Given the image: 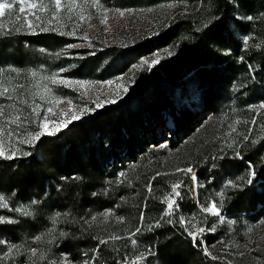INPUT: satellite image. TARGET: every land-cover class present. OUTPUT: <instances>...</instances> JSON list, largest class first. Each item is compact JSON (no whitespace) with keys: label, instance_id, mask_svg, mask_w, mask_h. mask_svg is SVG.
I'll list each match as a JSON object with an SVG mask.
<instances>
[{"label":"trees","instance_id":"1","mask_svg":"<svg viewBox=\"0 0 264 264\" xmlns=\"http://www.w3.org/2000/svg\"><path fill=\"white\" fill-rule=\"evenodd\" d=\"M136 1L158 10L153 35L74 50L86 56L72 62L67 51L81 41L79 11L62 10L57 22L52 0H32L48 5L31 10L39 21L25 19L20 4L11 18L0 17V91L8 89L0 95V144L16 153L0 157V195L8 205L0 217L14 221L0 223V264H131L140 253L142 264H264V0ZM28 21L39 26L32 31ZM157 53L158 64L138 70ZM124 74L133 82L119 104L54 136L21 142L40 130L30 105H41V118L50 106L35 95L43 86H52L54 98L75 99L66 85L44 77L103 81ZM186 168L192 172L178 171ZM177 183L178 207L164 216ZM213 202L222 204L223 222L202 211ZM106 211L114 215L101 223ZM157 221L161 226L149 230ZM137 227L133 245L128 237ZM197 228L205 230L194 240L189 232ZM113 234L121 239L110 240Z\"/></svg>","mask_w":264,"mask_h":264},{"label":"rangeland","instance_id":"2","mask_svg":"<svg viewBox=\"0 0 264 264\" xmlns=\"http://www.w3.org/2000/svg\"><path fill=\"white\" fill-rule=\"evenodd\" d=\"M130 1L132 0H127L126 3H123L121 0H110V2L108 0H99L98 5L94 6L92 0H76L77 7L73 12H71V14L77 11H79L78 14H80L81 11H83L85 19L81 20L80 31H82V35L80 43L78 44V46L73 45L72 47H68L67 52L69 58L71 59V62L77 60L79 61L81 60V58H84L86 56V54H77L76 52H74V50L89 51L102 45H121L126 43L127 41H134L153 35L156 32L158 25L156 14L158 13V10L149 9L148 5H146L145 2L139 3L135 0L136 3L131 4L129 3ZM0 2H3V0H0ZM70 2L71 0H62V4H68ZM52 3L54 4V0H52ZM17 4L20 3L18 2ZM26 4L27 0H25V7ZM62 10L68 11L67 8H62ZM120 12H123L124 15L120 16ZM242 40L245 43V37H242ZM162 56V53H157L154 56L146 58L144 60L151 61L153 59H156L157 57H160L161 60ZM144 60H142L141 64L138 67L139 71L145 68L153 67L150 64H143ZM59 80H61V78H59L58 81ZM65 81L73 82L66 87L70 88L74 92L75 99L62 98L63 102L59 105H50L53 107V113H47L49 120L57 121L65 119L66 116L61 114H67L70 108L72 112H76L81 108L90 109V111L81 116L80 119L73 120L70 124H68V126L78 122H86L98 113L107 110L111 106L119 104L121 100L130 92L133 82L131 74H124L115 77L114 79L108 78L103 81L83 79L78 77H71L68 80L66 79ZM109 81H113L114 83L109 85ZM75 82H84V87H80V85ZM120 85H125L127 90L126 92L122 91L119 95H117L116 93L119 90ZM51 87L52 86H49V89H51L52 93L53 89ZM114 97L116 99V103L106 102L107 100H110ZM191 97H194L193 101H195V93L190 89L188 93V99ZM48 98H54V96L52 97L50 95V97ZM69 101H71V106L68 103ZM98 101L104 102V106L96 107V103ZM211 118L212 117L210 116L208 120H211ZM51 126V123H49V127ZM170 126H172V123L170 124ZM168 137H170L169 133ZM167 144L168 142L166 141L157 148H164L165 146H167ZM198 184L199 181L196 177V188ZM196 198L197 196L195 195L194 199ZM18 209H20V211H23L22 206L18 207ZM204 253L207 255H211V252L208 249H206ZM64 264H66V261L64 262ZM70 264L76 263L70 262Z\"/></svg>","mask_w":264,"mask_h":264},{"label":"snow or ice","instance_id":"3","mask_svg":"<svg viewBox=\"0 0 264 264\" xmlns=\"http://www.w3.org/2000/svg\"><path fill=\"white\" fill-rule=\"evenodd\" d=\"M18 2L21 5L19 7V12L26 14L25 15V19H26L27 15H34L35 19L37 21H39L41 19V17L35 15V13L31 12L30 10L38 9L40 12H45V11L48 10V5H45L43 3H39V4L38 3H33V2H31V0H27L26 7L24 6L25 0H3V2H0V17H3L5 15V13L7 12L8 16L11 18V16L13 15L14 6L17 5ZM92 3H93L94 6H96V5H98L99 0H92ZM76 7H77L76 0H71V2L68 3V4H62V0H54V9H55V11L52 14V19H54L57 22H59V18H60L59 14H60L62 8H67L68 12L71 13V12L74 11V9ZM119 15L123 16L124 13L120 12ZM79 18L81 20L85 19V16L83 15V11H81V13L79 14ZM19 19H20V16H17L16 20H19ZM247 19L248 20H252L253 18L249 16V17H247ZM48 23H51V20L48 21ZM38 26L39 25H33L32 21H28L27 22V27L30 30H32V31H34L35 27H38ZM205 27H207V25H205ZM2 28H4V25L2 23H0V29H2ZM15 30L19 31L20 28L16 27ZM41 30L42 31H48L49 29L48 28H42ZM60 34L64 35L65 33L61 32ZM249 39H251V37L245 38V44L248 43ZM69 47H72V46L70 45ZM168 54L169 55H173L174 53L169 52ZM159 61H160V57H157L156 59H153L151 61L144 60L143 64H150L151 66H154L155 64L159 63ZM32 76L35 77L36 73H32ZM43 79H45V80H49L50 79L51 83H53V84L62 83V84H65L66 86L71 84V83H73V82L64 81V80H59L58 81L56 76H52L50 78L49 77H44ZM75 83L79 84L80 87H84V82H75ZM113 83H114L113 81H109L108 82L109 85H111ZM126 90H127V88H126L125 85H120L119 86V90L117 91L116 94L119 95L120 92H122V91L126 92ZM13 91H15V89H13ZM7 93H8V89L7 88H4L3 91H0V95H5ZM50 93H51V89L47 88V86L45 85V86H43V92H37V93H35V95L39 96L40 100L44 101V100H46L47 97H49ZM47 102L50 105H59L63 101L60 98H48ZM106 102L107 103H116V99L114 97V98H112L110 100H107ZM21 103H27V101L21 100ZM68 103L71 106V101H69ZM103 106H104V102L98 101L96 103V107H103ZM30 107H32L33 114L37 117L38 120H40V123L38 124V127H39L40 130L36 131V132H33V133H30L29 134L30 135V139H26L24 141H21L22 143H29V144L33 143L34 141L40 140V138L42 136H45V135L54 136V135H56L63 128H66L68 126V124H70L73 120L80 119L81 116L85 115L88 111H90V109H88V108H81V109H79L76 112H72L71 108H70V110H69V112L67 114H64V113L61 114V115H65L66 116L65 119L57 120V121H50L47 113H53V107L52 106H49V107H47L45 109V113L46 114L42 118L40 116V109H41V105L40 104H33V105H30ZM259 108L260 109H264V103H261L259 105ZM254 111H255V109H254ZM2 114H3L2 110H0V115H2ZM18 119L19 118L17 117L15 119H13L11 122L12 123H17ZM49 123H51V125H52L51 127H49ZM237 123H239V122H237ZM251 123L252 124H256V120L253 119ZM232 131L233 132L236 131V128L234 126L232 128ZM243 138L245 140H248L249 137L247 135H245ZM255 142L256 141L254 140L253 143H255ZM229 146H231V145H229ZM15 155H16L15 152H12L11 154H6L5 151L3 150L2 144H0V157H4L6 159H13L15 157ZM178 171H184L186 173H191L192 169L191 168H186V169H183V170L178 169ZM251 175H254V173H251ZM153 179H155V177ZM192 179L195 181L196 177L193 175ZM249 183H251V180H249ZM229 185L232 186V187H237V185H235L233 182H229ZM180 187H181V185L179 183L174 184L172 186L173 195H171L170 197H166L167 209L164 212V216H171L173 214L174 205L178 207L176 198L181 196V192L179 191ZM148 191L149 192L152 191L151 186H148ZM218 195L220 196V199L223 200L224 194L223 193H218ZM33 203H36V202L33 201ZM7 206L8 205H7V202L5 200V197L3 195H0V207H7ZM221 207H222V204L218 206L215 202H213V203H210V204L204 206L202 208V211L204 213L210 214L211 216L218 217L220 219V221L223 222L224 218L220 214V208ZM17 211H20V209H17ZM24 214L25 215H30L31 213H29L27 210H25ZM100 215L103 217V220L101 221V223H104V222H107L109 217L114 215V214L111 211H106V212L101 213ZM161 219H163V217H161ZM96 220H97V217L93 216L92 217V221L95 222ZM116 220H117L118 223H123L124 222V217H122V216L116 217ZM143 220H144V213L141 212V214H140L141 224H143ZM5 222L12 223L14 221L5 220V218L0 217V223H5ZM168 222L171 223L170 220ZM180 223L182 225H184L187 222L184 221L183 219H181ZM229 223H232V222L229 221ZM262 223H264V221H262ZM160 226H161L160 225V221H157L155 223V225H149L148 227H149V230H151L152 227H160ZM204 230H205L204 228H197L196 232H189V235H191L193 237V239L195 240L197 238V234L198 233H202ZM211 230L215 231V228H212ZM140 231H141V228L137 227L135 229V231L133 233H131V235L128 237V239H131V243L133 245H136L137 241L135 239H132V237H134ZM61 235H64V233H61ZM37 239H41V237H37ZM109 239L115 241V240L121 239V237L113 234V235H111L109 237ZM100 243L101 244H107L108 240H100ZM12 247L15 248L16 246H12ZM32 251H33V253H35L36 250L33 249ZM153 254L154 253H152L151 251L148 252V255H153ZM11 255H12V250L10 249L9 252L6 253L3 258L7 259ZM43 258H44L43 253H41V259H43ZM145 258H146L145 254L144 253H140L139 255H137L135 257V259L133 261H131V264H142V262L144 261ZM95 259L96 258L94 257L93 260H95ZM65 261H66V264H70V262L67 261V258H65ZM86 264H87V262H86Z\"/></svg>","mask_w":264,"mask_h":264}]
</instances>
